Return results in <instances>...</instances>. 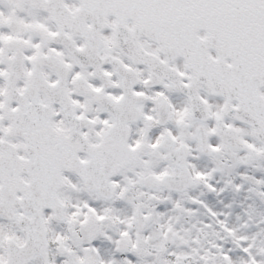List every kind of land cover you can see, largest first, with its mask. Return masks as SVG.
<instances>
[{
  "label": "snow or ice",
  "instance_id": "snow-or-ice-1",
  "mask_svg": "<svg viewBox=\"0 0 264 264\" xmlns=\"http://www.w3.org/2000/svg\"><path fill=\"white\" fill-rule=\"evenodd\" d=\"M0 264H264V0H0Z\"/></svg>",
  "mask_w": 264,
  "mask_h": 264
}]
</instances>
